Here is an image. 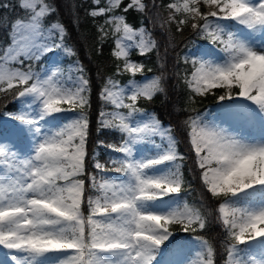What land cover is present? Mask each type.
<instances>
[{
  "label": "snow or ice",
  "instance_id": "obj_1",
  "mask_svg": "<svg viewBox=\"0 0 264 264\" xmlns=\"http://www.w3.org/2000/svg\"><path fill=\"white\" fill-rule=\"evenodd\" d=\"M94 2L89 14L106 17L108 30L98 31L113 39L117 75L129 76L126 85L108 78L101 91L112 111L101 110L98 127L119 132L121 142L108 145L119 154L111 167L93 155L99 178L86 170L90 88L83 68L75 78L59 66L34 69L57 50L74 55L63 44L64 26L49 19L56 8L49 0H17L22 15L0 21L8 37L0 45V96L19 104L0 125L2 264H216L203 237L172 240L174 226L196 233L208 218L181 195L177 161L185 157L171 130L144 120L138 106L164 91L160 76L137 81L143 65L130 58L133 50L153 51L155 40L114 14L122 0ZM166 7L177 31L189 25L207 42L181 57L190 65L183 83L190 100L212 96L217 111L189 116L184 128L202 191L216 202L223 264H264V0H170ZM146 8L130 0L123 11Z\"/></svg>",
  "mask_w": 264,
  "mask_h": 264
},
{
  "label": "trees",
  "instance_id": "obj_2",
  "mask_svg": "<svg viewBox=\"0 0 264 264\" xmlns=\"http://www.w3.org/2000/svg\"><path fill=\"white\" fill-rule=\"evenodd\" d=\"M129 1L122 0L120 8L114 14L124 15L126 22L133 28L145 25L156 43V48L153 51L146 55L132 51L130 58L143 65V74L162 77L164 88L163 92L158 93L150 101L141 99L138 106L141 109L153 111L160 123L171 126V131L176 137L177 151L185 157L183 161H177L183 165L181 170L185 181V190L181 195L190 206L207 209L211 213L207 227L202 231L190 233V235H198L208 240L216 250V264H223L225 237L221 226L215 220L216 202L202 191L194 170V162L191 158L193 154L189 152L184 128V122L189 116L203 112L215 100L212 96L190 100L183 83L185 73L190 71V65H185L181 57L188 49L203 40L193 32L189 25L184 26L182 31H177V26L167 22L165 10L170 0H144L147 8L143 13L135 9L124 12L123 8ZM0 2L12 5L6 9L0 7V21L5 18L14 19L22 15L21 10L16 7L17 0H0ZM50 2L56 8V12L49 19L53 22L58 21L64 26L66 30L65 42L74 52L73 59L81 64L85 78L89 80L90 107L86 111L89 118L87 145L89 158L97 152V160L107 167H111L109 161L116 158L118 153L112 152L108 145L119 144L121 136L119 132L98 127L97 117L102 109L99 94L108 78L125 84L129 76L127 74L117 75L118 62L112 56L113 39L111 36L107 39L102 38V34L98 31L100 26L104 25L106 17H92L89 14L93 8L97 7L94 0H50ZM100 6H105V0H101ZM104 27L106 29L108 25H104ZM7 38V25L0 23V44L6 43ZM47 62L46 57L34 65V69L44 71ZM140 76L137 75L135 79ZM16 110L17 105L11 96H0V115ZM93 163L92 159L87 160L86 170L88 173L95 171ZM182 239L185 238H182L181 235L172 238L176 242H180Z\"/></svg>",
  "mask_w": 264,
  "mask_h": 264
},
{
  "label": "rangeland",
  "instance_id": "obj_3",
  "mask_svg": "<svg viewBox=\"0 0 264 264\" xmlns=\"http://www.w3.org/2000/svg\"><path fill=\"white\" fill-rule=\"evenodd\" d=\"M49 2H50V0H49ZM130 2V1H129ZM143 2H144V0H143ZM51 3V2H50ZM145 3V2H144ZM96 8V7H95ZM94 9V8H93ZM92 9V10H93ZM201 10L202 11H207L208 9L206 8V7H204L203 5H201ZM165 12H166V17H168V10H167V7H166V10H165ZM141 13V12H140ZM53 22V21H52ZM172 24H174L175 26H177L175 23H172ZM108 28H109V26H108ZM108 28H106V30H108ZM139 28H145V29H147L146 27H145V25H141V26H139V27H137V28H135V29H139ZM148 30V29H147ZM149 32V31H148ZM207 42L206 41H202L201 43H199V44H197L196 46H194L193 48H190V49H188L185 53H184V55L185 54H191V53H196V52H198V50L199 49H201L205 44H206ZM63 44L67 47V48H70L67 44H66V42H65V38H64V40H63ZM1 45V44H0ZM71 49V48H70ZM133 51H136V50H133ZM137 52V51H136ZM138 53V52H137ZM183 55V56H184ZM46 58V57H45ZM47 60H48V62H47V66H46V68H50V67H53V66H59L63 71H64V73H65V76H67V75H69V74H71L74 78L78 75V73L75 71V69L77 68V67H81V64L77 61V60H74L73 59V55H66L65 53H64V51L61 49V50H57L56 52H54V53H50V54H48V56H47ZM184 63V62H183ZM189 69H190V66H189ZM188 73H190V71L188 72ZM83 75H84V72H83ZM137 75H141L140 76V78H138V79H136L137 81H145L146 79H151V78H153V77H157L156 75H154V74H151V75H146V74H143V72L142 73H140V74H137ZM85 76V75H84ZM113 79V78H112ZM113 80H116V79H113ZM107 81V80H106ZM105 81V82H106ZM117 81V80H116ZM121 84V83H120ZM127 84V82L125 83V84H121V85H126ZM104 85H105V83H104ZM104 87V86H103ZM103 89V88H102ZM102 91V90H101ZM218 91V90H217ZM99 98H100V100H101V92H100V94H99ZM102 101V100H101ZM16 105H17V108L19 107V104H18V102H14ZM102 109L104 110V111H112V109H111V107L110 106H108V105H105L104 104V102L102 101ZM101 109V110H102ZM86 111H87V109H86ZM205 111H207V112H209V113H212V114H214L216 111H217V104H216V101L214 100V103L212 104V105H208L207 107H206V109L203 111V112H205ZM101 112V111H100ZM143 112L145 113V116L143 117V119L144 120H147V119H150V118H152V117H154L156 120H157V118H156V115L154 114V112L153 111H151V110H145V109H143ZM203 112H201V113H203ZM100 114V113H99ZM99 114H98V117H97V121L99 122ZM68 116H75L76 114L75 113H68L67 114ZM138 121L141 119V117H137L136 118ZM188 119V118H187ZM186 119V120H187ZM158 121V120H157ZM5 123V118H4V113H2L1 115H0V125H3ZM160 123V122H159ZM160 125L162 126V128L163 129H170L171 130V126H169L168 124H162V123H160ZM171 135L172 136H174V134L172 133V131H171ZM175 137V136H174ZM154 140H155V142L156 143H161V140H160V137H155L154 138ZM175 140H176V137H175ZM138 147L139 148H141V149H143L144 147H146V146H144V145H138ZM147 147H150V145L149 146H147ZM93 155H95V157H96V159H97V156H98V153L97 152H95ZM93 155L88 159V161H90L91 159H92V157H93ZM119 155V154H118ZM87 163V162H86ZM92 173H95L96 175H97V177L99 178V176H100V173H98V172H96V170L94 171V172H92ZM108 175H115V174H112V173H108ZM92 194V191H91V189H90V187H88V190H87V185H86V192H85V195L86 196H88V195H91ZM201 211L207 216V218H208V223H209V218H210V211H208L207 209H201ZM208 223H207V225H208ZM207 225H206V227H207ZM173 231L175 232V235L173 236V237H179L180 235L182 236V238H185V239H182L181 241H183V240H186V239H193L194 237H196V236H198V235H190V233L191 232H189V233H183L181 230H180V227L177 225V226H174V228H173ZM172 237V238H173ZM168 257L167 256H165V259H167ZM157 259H160L159 257L157 258ZM6 260V257H4V255H3V253H0V264H2V262H4Z\"/></svg>",
  "mask_w": 264,
  "mask_h": 264
}]
</instances>
